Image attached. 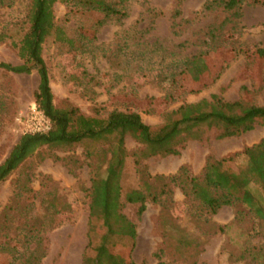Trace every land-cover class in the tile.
<instances>
[{
    "label": "rangeland",
    "instance_id": "374dc122",
    "mask_svg": "<svg viewBox=\"0 0 264 264\" xmlns=\"http://www.w3.org/2000/svg\"><path fill=\"white\" fill-rule=\"evenodd\" d=\"M3 1L4 4H0V33L20 32L26 23L28 0ZM181 1L182 15L176 19L172 16L178 0H149L148 6L153 13L134 1L129 18L121 25L112 23L102 28L97 33L96 42L84 51L81 48L71 51L57 44L53 38L49 39L44 57L56 102L67 100L88 115L99 112L104 118L115 109L133 112L150 126L160 125L166 113L183 104H194L204 99L217 105L220 100L232 102L245 98L264 106V57L259 54L260 49L264 50V0H247L241 18L233 19L222 28L220 25L226 18H232L223 9L204 10L205 4L213 0ZM257 1L262 4L253 5ZM157 13L158 16H155ZM55 15L74 37L89 21L96 20L81 13L69 15L66 3L56 5ZM213 29L218 35L215 42L208 36ZM213 46L214 53L199 64L197 70L191 68L174 81L166 80L163 81L166 85L161 84V76L157 77L160 71L179 72L178 68H168V65L209 51ZM0 63L17 66L22 62L9 44H2ZM39 83L37 73L16 75L0 68V164L26 132L24 121L19 122L18 119L25 120L32 108L37 107L34 94ZM208 135V142L191 141L179 156L145 161L149 174L169 177L177 174L186 164L199 172L210 155L224 158L259 143L264 139V127L222 141L216 139L215 130ZM100 147L98 145L94 153ZM126 147L132 153L139 145L128 137ZM86 149L84 146L68 151L44 149L0 186V218L7 206L12 207L9 219H13L11 223L14 226L11 231L0 235V264H11L22 252L21 246L13 239L25 225L28 215L44 214L48 199H51L47 194L55 190L71 203L72 218L43 234L38 255L41 257L46 253V256L39 264H83L84 258L92 255L89 247L90 198L86 190L91 188L98 159L94 156L89 160ZM53 155L62 159L75 158L81 165L74 169L73 174L71 167L55 161ZM130 163L128 181L137 186L140 176L133 162ZM169 199L174 203H169L168 218L185 229L187 238L199 239L201 233L211 234L205 236V243L198 250L191 251L185 259H178L174 255L175 250L166 248L163 262L264 264L263 259L253 261L250 256L238 261L243 249L253 252L261 248L264 250V241L256 235L259 229L253 218L242 215L236 220L238 213L243 211L241 206L224 209L220 217L210 220L209 227L212 228L200 229L187 213L191 204L188 205L179 189L172 188L166 201ZM32 201L34 204L30 205ZM138 208V205H126L124 208L125 214L138 229V245L133 258L137 264H159L153 255L164 248L158 225L163 216L161 207L148 203L147 211L141 218ZM219 221L230 223L228 225L233 227L226 233L216 232L217 226L221 225ZM45 222L50 226V219ZM243 232L251 238L247 240L246 235L240 236ZM35 245L32 244L31 248Z\"/></svg>",
    "mask_w": 264,
    "mask_h": 264
},
{
    "label": "trees",
    "instance_id": "16d2710c",
    "mask_svg": "<svg viewBox=\"0 0 264 264\" xmlns=\"http://www.w3.org/2000/svg\"><path fill=\"white\" fill-rule=\"evenodd\" d=\"M0 1V4L5 2ZM134 1L141 3L147 12L153 13L148 6L149 0H28L24 28L20 32L0 33V45L9 44L22 62L17 66L0 63V68L16 75H39L40 83L34 94L35 104L51 122V130L46 133L23 134L20 137L7 159L0 164V186L44 149L68 151L77 146L87 147V158L91 160L96 156L98 164L91 188L86 190L90 198L89 247L92 255L86 256L83 264H137L133 255L138 245V229L125 214L126 205H138L140 218L147 211L148 203L161 207L163 216L158 225L164 248L153 255L159 264H166L163 262L166 248L175 250L174 255L178 259H185L191 251L198 250L205 243V236L211 233H201L199 239L187 238L185 229L168 218L169 203L174 202L171 199L166 201V197H169L172 188L179 189L188 205L191 204L187 213L200 229L212 228L209 227L210 220L224 207L241 206L243 211L238 213L236 220L242 215L253 218L259 229L256 235L264 241V139L224 158L208 156L200 174H195L192 167L186 164L175 175L153 177L144 165L145 161L152 158L179 156L191 141L208 142V133L213 130L217 133L216 139L222 141L264 127V106L245 98L232 102L220 100L217 105L204 99L194 104H183L166 113L160 125L150 126L133 112L115 109L104 118L99 112L88 115L67 100L56 102L44 57L47 41L53 38L57 44L71 51L80 48L84 51V48L96 42L97 33L102 28L112 23L121 25L127 20ZM58 3L68 5L69 15L81 13L93 16L96 20L89 21L79 29L77 36H71L56 19L55 8ZM181 3L178 0L172 16L175 19L182 15ZM247 3V0H213L205 4L204 10L223 9L232 19L226 18L220 25L222 28L241 18V11ZM258 4L262 3H253ZM208 36L213 42L218 39L214 29ZM214 49L213 46L209 51L168 65V68H178L179 72L160 71L157 77L161 76V82L174 81L187 74L191 68L197 70L198 65L214 53ZM259 54L264 57V50L260 49ZM161 84L166 85L164 82ZM128 137L139 145L132 153L126 147ZM98 145L102 147L94 153ZM53 157L55 161L71 167L70 172L73 174L74 169L81 165L75 158ZM130 162H133L140 176L137 186L128 181ZM47 196L51 199H48L44 214L28 215L25 225L13 239L21 246L22 252L11 264H39L46 256V253L41 257L38 255L43 234L49 228H58L72 218L73 208L65 195L55 190ZM33 204L32 201L30 205ZM12 209L7 206L0 218V235L14 228L11 223L13 219H9ZM48 219L50 226L45 222ZM6 221L11 224H6ZM232 227V224L220 225L216 232L226 233ZM245 235L244 232L240 234L242 237ZM246 238L249 240L251 237L246 235ZM32 244H36L33 249ZM236 244L239 245L238 242ZM246 256H250L253 261L264 260V250L261 248L253 252L243 249L238 261H244Z\"/></svg>",
    "mask_w": 264,
    "mask_h": 264
},
{
    "label": "built area",
    "instance_id": "2783aa9c",
    "mask_svg": "<svg viewBox=\"0 0 264 264\" xmlns=\"http://www.w3.org/2000/svg\"><path fill=\"white\" fill-rule=\"evenodd\" d=\"M25 126V134L46 133L51 130L50 120L35 106L26 119H18Z\"/></svg>",
    "mask_w": 264,
    "mask_h": 264
},
{
    "label": "crops",
    "instance_id": "0c3cea01",
    "mask_svg": "<svg viewBox=\"0 0 264 264\" xmlns=\"http://www.w3.org/2000/svg\"><path fill=\"white\" fill-rule=\"evenodd\" d=\"M223 158V157H222ZM220 159V158H219ZM206 164V163H205ZM191 166V165H190ZM205 166V165H204ZM192 167V166H191ZM204 168V167H203ZM203 168L199 171V172H196V171H194V169H193V171H194V173L195 174H200L201 173V171L203 170ZM227 208H229V207H224L216 216H218V217H220V213L224 210V209H227ZM220 223H221V225L222 226H226V225H228V224H230V223H223L222 221H219Z\"/></svg>",
    "mask_w": 264,
    "mask_h": 264
}]
</instances>
